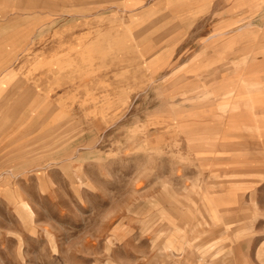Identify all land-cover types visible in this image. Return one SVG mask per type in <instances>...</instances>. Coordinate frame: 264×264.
<instances>
[{
    "label": "rangeland",
    "instance_id": "1",
    "mask_svg": "<svg viewBox=\"0 0 264 264\" xmlns=\"http://www.w3.org/2000/svg\"><path fill=\"white\" fill-rule=\"evenodd\" d=\"M2 4L37 21L31 64L11 69L56 43L17 130L15 77L0 84V264H264V0ZM78 31L97 42L66 59L61 38ZM97 50L101 76L78 75Z\"/></svg>",
    "mask_w": 264,
    "mask_h": 264
},
{
    "label": "crops",
    "instance_id": "2",
    "mask_svg": "<svg viewBox=\"0 0 264 264\" xmlns=\"http://www.w3.org/2000/svg\"><path fill=\"white\" fill-rule=\"evenodd\" d=\"M16 7V5L12 4V5H0V17H3L2 19H0V38H5L8 43H4L2 42L3 40L0 39V84L3 85V81H4V76L7 75L6 77L9 76H14L15 79L8 85L7 88L3 89L4 91H6L8 93V95H10V100H8L6 102V107L7 108H12L11 111H9V115L12 116V118L15 119L16 117V130L19 127V119L21 118V116L27 111V109L29 108L28 106L30 105V102L32 100V97L35 96V93H37L38 91H43L44 87L43 85H46L47 83V79H50L51 76L54 74V70L51 66H49L50 61H48V57H45L47 55V52L52 51V47L47 46L50 45L52 43H56L53 42V39L51 37H46V39H44V41H42L41 43L46 44V46L44 47L43 51H44V59L41 60V62L43 64L41 65H37V61L36 59H34L35 61L32 63V66L34 68H32L31 70L29 69V71H24L22 70V68H17L16 70H14L13 68L11 69V67L14 65V63H16L18 61V63L22 60L23 56L28 55V59L29 62L31 64L32 62V57L34 54H28L26 51L29 50L30 45L32 42H34L36 40V27H37V21H36V16L35 15H28V20L27 19H23V17L17 16L16 18V9L14 8ZM25 22H28L29 25L27 27L26 24H23ZM47 22V21H46ZM45 22V23H46ZM45 27L48 26V24L46 23L44 25ZM20 27V28H19ZM27 28V29H26ZM21 29V30H20ZM97 32V31H96ZM72 33V32H71ZM70 33V34H71ZM95 33V32H94ZM94 33L91 35L89 34V32H74L71 35L68 34L66 36H64V38H61V44H66L67 46L64 48V50H61V53L65 55L66 59L69 58V54H70V45L68 47V44H73L74 43H78V44H82V46L80 48H78L77 45V51H76V59L80 60L81 56L84 55L86 53V48L85 45L86 44H93L96 43V39L98 38L97 35ZM16 35L18 36H22L25 37L24 42H20V41H16ZM100 42V41H98ZM108 42L109 44H113L115 43V36L112 37H108ZM26 43L24 46L22 44ZM26 45H29L28 48L26 47ZM23 46V47H22ZM71 46V47H72ZM22 47V48H21ZM97 55H94L95 52H92L93 54H89L86 55V58L88 60L92 59L94 62L92 64V68L91 69H83L81 68V65L78 63V75H84L85 72L91 74L94 77H99L101 76L100 74H98L99 71V64H98V60L100 59V53L99 50H97ZM88 52V51H87ZM42 54V53H41ZM87 54V53H86ZM41 56V55H40ZM23 59H27L26 57H24ZM109 59H111V57H109ZM112 59L114 61L109 62V68H108V75H109V90L114 92L116 90V79H115V75H116V69H115V58L112 57ZM25 60L23 61L24 63ZM17 63V64H18ZM16 64V66H17ZM12 70L11 72L6 73L9 70ZM34 71V72H32ZM28 72H30V74L26 75ZM62 72H60L61 74ZM31 74L34 75V77L32 78H27V76L31 77ZM112 74V76H111ZM38 76H43V78H40L38 82L37 78ZM26 77V79L24 78ZM94 80V79H93ZM93 83H97V85L100 84V79L98 78V80L96 81H92ZM42 86V88H41ZM100 86H98L99 88ZM259 109L261 107H258ZM264 108V107H263ZM262 114V110L258 111V115L259 117H261ZM237 118V122L236 125L243 123L241 120V118H238L237 115H235ZM240 116V115H239ZM242 117V116H241ZM225 120V119H224ZM232 122V118L230 117H226V122L224 124V126L222 127V131L223 132H227V138H229V136H232L233 134H231L229 131L231 128L234 127V124L231 123ZM245 123L244 122L242 125H240V127L236 126L237 129H244L245 127ZM18 125V126H17ZM10 135V132L8 133ZM243 135V137H242ZM256 137V136H254ZM1 138H8V135L2 136ZM238 139H246V135L245 134H240L238 133ZM258 138V137H256ZM261 138V137H260ZM264 140V139H262ZM237 144L242 146H239L241 149H247V150H251V149H257L258 150L264 149V146H261V140L259 139L256 142H253L252 144H255L257 147L255 148V145H252V147L249 146V144H246L245 142H240L238 141ZM238 147V146H237ZM239 148V149H240ZM226 150H233L229 147L227 148H223ZM237 152H227V154H235ZM254 153L258 154V155H264L261 151H255ZM167 167V172L169 171H175L174 167L171 168V165H166ZM177 181V180H176ZM166 182L168 183V187H174L175 186V179L173 180H169L167 179ZM152 182H150L151 184ZM150 184H148V186H150ZM159 181L157 182V187L160 186ZM147 187V185H146ZM149 194V193H148Z\"/></svg>",
    "mask_w": 264,
    "mask_h": 264
}]
</instances>
